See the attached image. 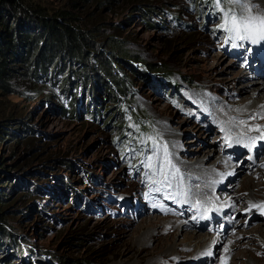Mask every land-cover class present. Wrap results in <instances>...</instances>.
I'll return each instance as SVG.
<instances>
[{"label": "rangeland", "instance_id": "1", "mask_svg": "<svg viewBox=\"0 0 264 264\" xmlns=\"http://www.w3.org/2000/svg\"><path fill=\"white\" fill-rule=\"evenodd\" d=\"M203 1L24 0L25 5L52 17L58 18L60 11L76 17L78 27L90 35V49L102 54L105 61L110 58L121 63L117 74L129 78L125 93L126 98L130 97L128 106L142 119L147 130H139L129 118L123 134L124 129L113 125L121 118L116 111V99L106 94L104 63L102 67L94 65L104 87L98 86L102 90L99 108L95 103L89 113L76 90L79 81L75 77L70 79L73 81L70 93L65 87L60 90L62 99L68 94L78 103L79 96V105L75 104L73 111L68 112L61 108V97L57 101L48 94L39 73L37 79L28 80L27 76H21L24 74L21 60L9 64L17 73H12L6 91L0 89V128L3 126L9 134L0 140V186L4 188L1 222L5 228L11 225L26 236L37 254H43L51 264H58V260L64 264L74 261L118 264L120 252L130 245L127 235L138 227L137 220L159 217L179 220L184 226L190 222L189 213L194 211L187 209L185 213L181 197L198 187L191 185L197 180L193 181L189 174L183 177L174 162L181 152L172 149L173 140L168 133L177 127L182 154L188 156V162H203L205 173L209 170L219 175L221 181H215L216 192H213L223 199L218 200L219 208L215 205L218 209L228 208L224 204L228 199L225 195L229 198L241 195V181L251 178L254 185L263 182L260 176L264 173V157L260 155L261 162L255 165L247 152L226 147L225 138L229 136L245 143L249 134L257 131L264 134L262 122L256 127L248 126L249 132L239 127L245 116H232L233 124L226 133L213 112L217 109L233 113L242 105L257 102L264 94L263 91L252 94V77L241 79L240 67L246 65V61L242 62L243 55L240 66L233 62V57L219 60L224 52L228 53L226 46L230 50L232 46L239 47L236 53L231 52L233 56L254 46H264V40L240 39L230 30L233 14L245 19L254 11L258 16L264 15V0H244L243 4L217 0L213 6L209 2L203 5ZM106 39L122 47L121 52L113 53V58ZM96 61L102 60L96 57ZM163 120L166 125L161 127ZM30 138L33 142H26ZM263 144L264 139L250 151L264 150ZM247 147L252 148V143ZM221 157L223 161L232 160L234 166L223 168V172L222 162L216 167ZM221 173L224 177H220ZM52 175L71 184L72 192L81 196L78 205L72 195L63 198L56 194L55 187L51 188L56 184ZM197 186L201 191H210L208 187ZM260 200L256 204L263 203ZM238 203V212L227 214L234 224L231 234L224 235L221 231L224 224L215 226V230L196 225L198 234L206 236L209 231L214 239L210 240L204 256L198 257L191 249L181 250L161 263L248 264L246 260L252 254L255 264H264V240L251 228L254 225L264 229V213H261L264 210L256 208L257 212H253L258 216L254 217L253 212L247 213L255 203L248 200ZM142 205L147 214L138 216ZM156 205L160 206L158 210ZM194 206L198 210L199 205ZM183 231L194 232L192 225ZM252 238L256 243H252ZM175 240L181 242L182 235L177 234ZM6 249L2 248L0 253ZM132 262L133 259L124 264ZM14 263L22 264L19 260Z\"/></svg>", "mask_w": 264, "mask_h": 264}, {"label": "trees", "instance_id": "2", "mask_svg": "<svg viewBox=\"0 0 264 264\" xmlns=\"http://www.w3.org/2000/svg\"><path fill=\"white\" fill-rule=\"evenodd\" d=\"M204 2L208 5L211 3L213 6L217 0H204L203 5H206ZM52 16L42 13L41 9L25 5L24 0H0V89L6 91L12 73H17L15 68L9 64H13L15 60H21L24 72L21 76H27L28 80L30 78L37 79L36 74L39 73V79H43L42 82L47 87L46 91L57 101L58 96L63 98L62 91H60L62 87H65L67 93L72 91L73 81L70 79L75 77L79 81L76 90L78 89L89 113L95 108V103L99 108L100 93H102L99 87H104L94 65L102 67L101 65L104 63L107 67L105 75L107 77L106 94L109 98L116 99V111L120 113L121 118L120 120L116 119L113 125L124 129L122 130L123 134L126 119L129 118L136 123L135 126L139 130L146 132L142 119L136 117L128 106L130 97L126 98L125 93L130 85L129 78L126 75L117 74L121 63H114L110 58L105 61L102 54L90 49V35L78 27L76 17L64 11L57 12L58 18ZM106 41H108L107 45L112 52L110 54L112 58L114 57L113 53L121 52L122 47L119 46V43L110 39H106ZM92 53H95V56L102 61H96V57H93ZM153 67L156 69L155 65ZM62 73L64 74L62 75ZM42 89L40 88V90ZM68 98H71V95L67 94L60 102L61 108L69 112L70 110L73 111L75 104L79 105V96L77 97L78 103H76L74 96L71 98L72 100L68 101ZM7 132L8 130L3 126L0 128L1 141L4 140L1 136H9ZM26 142L31 143L33 140L30 138ZM55 177V175L51 176L56 183L51 188L55 187L56 194L63 198L72 195L74 200L78 201L75 205H78L81 196L76 195V191L72 192L71 184L67 185L65 179L61 177L55 179ZM3 192L4 188L0 186V202L4 197ZM3 218L0 215V250L2 248L7 249L0 253V264H15V260H19L22 264H51L50 260L43 254H37L34 244L29 243L26 236L19 233L11 225L5 228L1 222ZM9 234L13 235L15 239ZM40 255L41 259L38 258ZM39 259L40 263H38ZM57 262L64 264L59 260ZM73 264H77V262L74 261Z\"/></svg>", "mask_w": 264, "mask_h": 264}, {"label": "bare ground", "instance_id": "3", "mask_svg": "<svg viewBox=\"0 0 264 264\" xmlns=\"http://www.w3.org/2000/svg\"><path fill=\"white\" fill-rule=\"evenodd\" d=\"M259 8H262V7L259 6ZM262 9H264V8H262ZM261 16H264V15H261ZM250 17H259V16L256 15V13L254 11L252 13L250 12ZM250 50H252L253 52L255 51L257 53L258 52H264V46L262 48H258V47L254 46L252 49L251 48L245 49L241 52L242 54H238L237 56H233L231 51L228 50V53L224 52L222 54V57L220 56L219 60H221L225 56L227 58L233 57V58H235V59H232V60H235L233 62L234 63L236 62L235 64L239 65L240 64L239 62L241 60V56L243 55V57H242L243 61L242 62L246 61L247 64L245 66H243L244 68L240 67L242 70V73L241 74L239 73V74H240V76L243 74L241 76V79L242 78H248V77H252L251 80L254 79V81L251 82V84H252L251 87H253V89L250 91H252V94H254L257 91H263L264 92V71L259 70L258 73H256V74L252 73L251 67L253 64H255L257 62V60H256V58L252 57L253 52H251ZM246 91H248L247 88H245L243 90V92H245V93H246ZM252 94H250V97L253 96ZM242 100H244V97L241 98V100L239 99V102H242ZM253 104L248 103L247 105H242L238 110H236L233 113H229L228 111H225V112L218 111L217 109H215L213 112L214 113L213 117L215 118L217 123L219 122V124H220L219 127L223 128L224 131L227 133L230 124H233V121H234V118H232V116H236L237 118H240V117L243 118V116H245L246 119L245 120L243 119L244 121L240 122L239 127L245 129L246 131L251 132L248 126H252V125L255 126V125L261 124V122L264 125V94H263L261 99H258L257 102H255ZM167 117H168V114H167ZM157 118H158V116H157ZM221 119H222V122H221ZM164 125H166V122L163 120V121H161V127H164ZM263 125H260V127L262 128ZM255 127H253V128H255ZM214 129L215 128H211V130H214ZM177 131H179V127L174 129V131H170L168 133L169 138L171 140H173L172 141V143H173L172 149L176 148V149H178L176 152H178V153L181 152L179 157L174 158V162H175V164L178 165L179 169L182 171L183 174L179 170L180 174L183 177H186L185 174H189L190 177H192L193 181L197 180V182H195V183L191 182V181L190 182H191V185L195 184V186H193V187H198V190L193 189L192 193L185 194L183 197H181L185 213H186L187 209H191V211H194V213H192V212L189 213V217L192 216V219L190 218V222H187L185 226L181 225L179 220L177 221L174 219H162L159 217L137 220L138 227L135 230L131 231L127 235L130 245H129V247H127L125 249V251L120 252L119 257H120L121 261L118 264H124V262H128L131 259H133V262L131 264H162L161 263L162 260H168V258H171L172 255H174L178 251L188 250V249H191L193 252H195L198 257L200 255L204 256L205 249L208 246H210V244H211L210 240L213 241L214 239H213V237L209 231L206 234V236L204 234H198L199 228H197L196 225H200L201 228L204 227L206 230H209V229L211 230L213 228L215 230V226L217 228L218 227L217 225L224 224V229L221 231L224 232V235H226L228 233L231 234L232 232H234L232 229L234 224L231 220H228L227 214L228 213L233 214V213L238 212V210L236 209V207H238V204H240L238 202L244 203V200H248L250 202V204L255 203L254 205L258 206V207H250V212L247 213L248 215H251V213L254 210H255V212H257L256 208H260V209L264 210V176H263L264 173L261 174V176H260V179L263 181L262 183H258V184L254 185V182L252 181L251 178L241 181L240 184L242 185V191L239 192V193H241V195H238L237 198H235L234 196L229 198V197H226V195H225L224 198H226V199L228 198V199L225 200L224 204H228V205H226L228 208L221 207L220 209H218L219 205H220V203H218V200H221V202H222L223 199L218 197L217 194L213 195V192H216V188L214 186L215 181H217V180L221 181V179L219 178V175L214 174V173L210 172L209 170L207 173H205L206 169L203 166V162H200L198 160H196L194 163H192L191 161L188 162V160H187L188 156L185 154H182V148L180 146L181 137ZM246 131H242V132H246ZM253 132H255V131H253ZM258 132H260V131H257L255 133H257L260 136H258L257 134H254V135L249 134L248 139L245 143H242V141H240V140L239 141L238 140H232L233 138L231 139L229 136H227V137H225L227 140L226 147L227 146L230 147V150L232 149L231 151L240 150L242 153L247 152L248 155L250 156V161L252 163L255 162V165L259 164L261 162V158H258V157L260 155H262L264 157V150H259V151L257 150L255 152L250 151L251 149H253V146L259 144V142L260 141L262 142L264 139V134L262 135ZM225 136H226V134H225ZM257 138H259V139H257ZM254 139L255 140L257 139L255 141V143H253ZM251 143H252V148L247 147V145H249ZM263 148H264V144H263ZM220 159H221V161H219V163L216 165V167L219 168V164L221 162L222 163H221L220 169H222V170H223V168H226V167L229 168V166L230 167L234 166L233 164H231L232 160L223 161L222 157L219 158V160ZM223 172H224V170H223ZM221 175L222 176H220V177H224L223 173H221ZM163 181H164V179H163ZM235 182L236 181H234V184H235ZM54 184H55V182H54ZM186 184H187V186H189L188 181H186ZM197 184H200L201 187H203V188H205V187L210 188V191H207V192L201 191L199 188L200 186H197ZM230 186L232 187L233 184ZM258 199H261L260 201H263V203L256 204V203H258L257 202ZM254 200H256V201H254ZM194 205H196V206L199 205L198 210H196L197 208ZM215 205L216 206L218 205V208L215 207ZM250 206H252V205H250ZM142 207H143L142 209L139 207L138 212L140 214H138V216H141L142 214H147L145 207L143 205H142ZM208 207H210V208H208ZM200 208H202V209H200ZM216 209H218V210H216ZM142 211H144V212H142ZM225 211H228V212L225 213ZM255 212L252 213V216L257 217L258 215L255 214ZM261 213H264V212H261ZM261 213H259V214H261ZM185 215H187V214H185ZM245 215H246V213H245ZM215 216H218V217H215ZM178 217H181V216L178 215ZM132 223H134V222H132ZM191 225H192V230H194V232H191V231L188 232L187 231V230H189ZM249 226H251V224ZM251 228H253L252 230H254V232H258V235L261 238H263V240H264V229H258V227H254V225L251 226ZM251 228H249V229H251ZM183 229H185L187 232L184 233ZM216 231H217V229H216ZM177 234L182 235V241L181 242L175 240ZM221 239H222V237H220L218 242ZM252 243H256L255 238H252ZM126 254H128V255H126ZM124 255H126V256H124ZM249 255H250V258L248 257L246 262L248 264H255L254 260L251 259L252 254H249ZM122 257L124 258L123 260H122ZM222 264H226V263H222ZM233 264H243V263H241V262H235L234 263L233 262Z\"/></svg>", "mask_w": 264, "mask_h": 264}, {"label": "snow or ice", "instance_id": "4", "mask_svg": "<svg viewBox=\"0 0 264 264\" xmlns=\"http://www.w3.org/2000/svg\"><path fill=\"white\" fill-rule=\"evenodd\" d=\"M233 3L243 4L244 0H232ZM251 9L249 8V11ZM228 21H226V24ZM231 31L235 32L240 39L254 38L264 40V16L243 18L233 14L230 18ZM250 207H258L252 205Z\"/></svg>", "mask_w": 264, "mask_h": 264}]
</instances>
